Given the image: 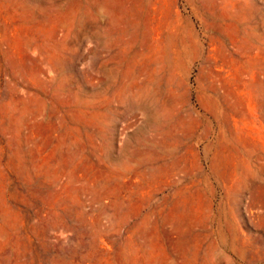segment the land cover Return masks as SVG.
Instances as JSON below:
<instances>
[{"label": "rangeland", "instance_id": "374dc122", "mask_svg": "<svg viewBox=\"0 0 264 264\" xmlns=\"http://www.w3.org/2000/svg\"><path fill=\"white\" fill-rule=\"evenodd\" d=\"M0 264H264V0H0Z\"/></svg>", "mask_w": 264, "mask_h": 264}]
</instances>
